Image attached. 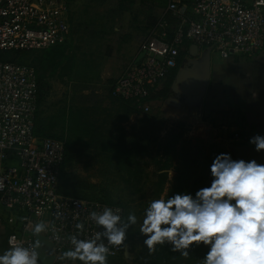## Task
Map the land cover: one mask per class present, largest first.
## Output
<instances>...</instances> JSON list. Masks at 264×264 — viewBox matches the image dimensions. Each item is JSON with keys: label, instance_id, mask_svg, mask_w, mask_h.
<instances>
[{"label": "built area", "instance_id": "built-area-1", "mask_svg": "<svg viewBox=\"0 0 264 264\" xmlns=\"http://www.w3.org/2000/svg\"><path fill=\"white\" fill-rule=\"evenodd\" d=\"M71 0H0V51H45L72 42ZM188 45L210 48L223 60L250 58L264 50V0H170L156 25L113 85L115 98L130 101L142 114L152 112L153 96L179 67ZM144 56L136 62L139 54ZM37 71L0 61V220L8 225V248L31 247L32 228L53 245L56 263L73 247L70 237L93 239L109 248L108 257L125 252L108 244L105 229L90 213L111 208L127 224L123 206L59 192L66 142L35 134L39 110ZM237 138L238 135H235ZM82 224L78 230L76 225ZM41 264V263H40Z\"/></svg>", "mask_w": 264, "mask_h": 264}, {"label": "rangeland", "instance_id": "rangeland-1", "mask_svg": "<svg viewBox=\"0 0 264 264\" xmlns=\"http://www.w3.org/2000/svg\"><path fill=\"white\" fill-rule=\"evenodd\" d=\"M130 1L85 0L80 11L72 12L74 37L61 59L58 58L54 64L45 63V68L38 61L45 58L48 50L31 52L18 59V62L31 65L44 75L46 90L40 102V118L55 120L64 112L80 111L86 121L95 124L102 132L108 131L111 137L125 134L130 141L128 153L136 162H141L143 178L149 176L146 186L145 178L132 185L137 177L135 172H140L136 170L135 161L131 160L130 167L117 168L109 161V154L101 150L100 144L86 141L77 145L78 156L65 169L61 183L64 192L120 203L127 208L128 215L132 213L136 217L135 224L129 222V238L123 256L107 259V264H142L148 252L144 244L147 236L140 228L145 209L154 199L152 182L156 180L157 172L153 160L158 155L160 143L169 133V130L167 133L164 131L167 124L160 111L169 97L159 98L149 114L140 113L124 120L121 119L124 111L110 98V89L169 2ZM177 130L180 131L179 128ZM53 132L60 134L61 127ZM181 140L179 149L186 148L193 153L201 149V160L208 155L216 157L220 152L230 155L233 160L243 159L236 150L237 143H219L213 139L207 142L189 133ZM154 141L156 143H152ZM168 175L166 192L176 173L170 170ZM141 188H144L142 192H137ZM55 264L84 262L62 259Z\"/></svg>", "mask_w": 264, "mask_h": 264}, {"label": "clouds", "instance_id": "clouds-1", "mask_svg": "<svg viewBox=\"0 0 264 264\" xmlns=\"http://www.w3.org/2000/svg\"><path fill=\"white\" fill-rule=\"evenodd\" d=\"M250 142L257 151L264 150V136L257 135ZM211 174V186L198 190L195 198L176 194L149 203L140 228L147 236L144 244L149 254L156 252L157 245L169 243L173 252L187 258L190 246L203 243L211 247L202 264H264V165L220 154L211 165ZM90 216L105 229L109 245L124 243L128 225L118 226L120 215L105 208ZM128 221L135 224V215L129 213ZM76 227L83 229L82 224ZM45 230L42 222L32 228L34 235ZM100 236L96 233L95 238L83 240L72 235L73 247L63 257L84 264H107L110 250L104 243L97 244ZM39 246L38 241L31 247L11 246L0 255V264H40Z\"/></svg>", "mask_w": 264, "mask_h": 264}, {"label": "trees", "instance_id": "trees-1", "mask_svg": "<svg viewBox=\"0 0 264 264\" xmlns=\"http://www.w3.org/2000/svg\"><path fill=\"white\" fill-rule=\"evenodd\" d=\"M132 1V0H131ZM130 1V2H131ZM189 3V1H186ZM160 17L151 25L154 27L159 20ZM150 27V28H151ZM69 46H59L55 48H51L47 51V55L44 59L39 60L38 62L43 65L45 68V63L54 64L58 58L61 59L65 51ZM35 52V51H0V61H10L19 64H23L18 62V59L23 55L28 53ZM61 57V58H60ZM27 65V64H24ZM57 65V64H56ZM31 66V65H30ZM37 71V69H36ZM176 75V71H174L164 84V87L153 96V100H157L159 98H166L169 95V91ZM37 78H38V86H39V105L41 102V98L44 95L46 90V86L44 84V75H40L37 71ZM113 87L110 89V98L113 102L121 107L123 112L122 120L128 118L130 115L133 114H140L141 112L137 109L136 105L130 101H125L122 99L115 98L112 94ZM39 112V110H38ZM36 114V122H35V134L39 137H47V138H54L58 140H63L66 142L65 147V157L62 166V175L60 178V186L59 192L62 195H69L77 198H86V199H97V198H87L82 196H76L70 193L64 192L62 190L61 183L62 178L65 172L66 167L68 164L77 158L78 156V144L86 141L87 143H96L101 145V150L109 154V161L114 163L117 168H127L130 167L131 160L135 161V158L129 154L127 148L129 137L125 134L120 136L114 135L111 137L110 133L102 132L99 127H96L95 124H92L86 121V117L81 115V112L78 113L74 112H64L59 118L57 119H42L39 117V113ZM57 127H61L60 134L53 132L54 129ZM183 137V133L178 131L177 129H173L168 133V136L160 143L158 148V155L153 160L156 167L157 178L154 182H152V186L154 188L153 198L160 199L163 198H171L176 194H190L195 198V194L198 190L205 187H210L211 182L214 179L211 174V165L215 158L223 154L220 152L217 154L216 157H211L210 155L205 156L202 160L200 159L203 155L200 150H197L195 153L190 151L189 149L183 148L182 150L179 149L180 141ZM84 138V139H83ZM118 143V144H115ZM156 143V141L152 142ZM135 144V143H133ZM138 146H140L137 143ZM137 148V146L135 145ZM136 170L140 172H135L137 177L134 179V183L132 185L139 184L145 178V185H147L148 177L145 176L143 178L142 171L143 166H141V162L135 161ZM141 167V168H140ZM142 169V170H140ZM173 170L176 173L174 177V181L166 192V185L169 182V175L168 171ZM128 183H131L128 181ZM79 187H82L80 185ZM86 188V186H85ZM144 189V188H143ZM138 189L137 192H142L143 190ZM166 193V194H165ZM133 194H136L133 193ZM134 197V196H133ZM100 201H104L107 203L118 204L124 207L126 211V221H127V230H126V242L128 241L129 235V221H128V210L127 208L116 202L106 201L103 199H97ZM165 227V226H162ZM210 245H204L203 243L200 244H193L189 248V256L185 258L181 255L180 252H173L172 245L169 243H165L164 245H157L156 252L153 254L144 255L142 264H202L203 259L205 258L207 252L210 250ZM124 254V253H123ZM123 254L119 255V258L122 257ZM107 257V259H115ZM122 263V262H120Z\"/></svg>", "mask_w": 264, "mask_h": 264}, {"label": "crops", "instance_id": "crops-1", "mask_svg": "<svg viewBox=\"0 0 264 264\" xmlns=\"http://www.w3.org/2000/svg\"><path fill=\"white\" fill-rule=\"evenodd\" d=\"M83 3L85 0H71L73 31L72 12L80 11ZM138 50L139 45L126 66ZM194 61L202 73L196 72L199 76L190 94L179 96L170 89L169 95L173 94L167 96L169 100L160 109L167 124L164 131L179 128L183 137L189 133L207 142L213 139L219 143L255 145L251 139L264 136V50L250 58L232 56L223 60L212 49L188 45L181 53L176 73L181 67H192ZM4 220H0V255L8 249L9 229Z\"/></svg>", "mask_w": 264, "mask_h": 264}, {"label": "water", "instance_id": "water-1", "mask_svg": "<svg viewBox=\"0 0 264 264\" xmlns=\"http://www.w3.org/2000/svg\"><path fill=\"white\" fill-rule=\"evenodd\" d=\"M196 47V46H195ZM210 49V48H208ZM144 56L143 53L139 54L136 58V62ZM199 63L194 61L190 66L177 71L174 80L171 85V91L178 93L179 95H188L193 87V84L197 76L196 72L202 73L196 69ZM201 78V77H200ZM239 156L247 163L255 160L258 164L264 165V150L257 151L255 145H238L236 147ZM35 243L39 242L37 251L39 253V261L41 264H55L56 257L51 253L52 244L48 241L47 237L42 234L35 235Z\"/></svg>", "mask_w": 264, "mask_h": 264}]
</instances>
